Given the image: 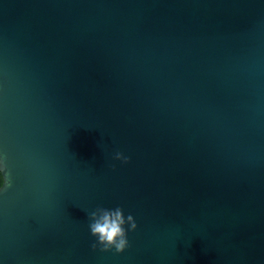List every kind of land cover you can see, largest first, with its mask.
<instances>
[{
	"label": "water",
	"instance_id": "obj_1",
	"mask_svg": "<svg viewBox=\"0 0 264 264\" xmlns=\"http://www.w3.org/2000/svg\"><path fill=\"white\" fill-rule=\"evenodd\" d=\"M0 171V264H264V0H0Z\"/></svg>",
	"mask_w": 264,
	"mask_h": 264
},
{
	"label": "clouds",
	"instance_id": "obj_2",
	"mask_svg": "<svg viewBox=\"0 0 264 264\" xmlns=\"http://www.w3.org/2000/svg\"><path fill=\"white\" fill-rule=\"evenodd\" d=\"M115 160L128 163L130 158L121 152H116ZM5 185L4 175L0 172V189ZM90 220L89 229L93 237H96V242H93L91 247L93 250L99 247L100 251L107 252L115 250L116 253H122L128 248V232L135 231L137 223L134 217L129 214L126 218L121 207L115 209H107L97 207L95 211L88 214ZM128 225L126 228L125 226Z\"/></svg>",
	"mask_w": 264,
	"mask_h": 264
},
{
	"label": "flooded vegetation",
	"instance_id": "obj_3",
	"mask_svg": "<svg viewBox=\"0 0 264 264\" xmlns=\"http://www.w3.org/2000/svg\"><path fill=\"white\" fill-rule=\"evenodd\" d=\"M1 172V171H0Z\"/></svg>",
	"mask_w": 264,
	"mask_h": 264
}]
</instances>
